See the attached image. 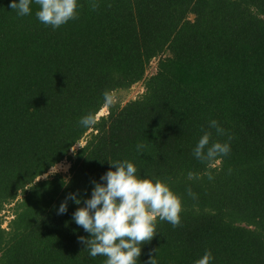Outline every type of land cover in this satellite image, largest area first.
<instances>
[{"label":"trees","instance_id":"trees-1","mask_svg":"<svg viewBox=\"0 0 264 264\" xmlns=\"http://www.w3.org/2000/svg\"><path fill=\"white\" fill-rule=\"evenodd\" d=\"M91 2L54 29L34 2L21 17L0 0V215L12 207V220L0 217V264H104L72 217L117 160L183 203L180 226L158 222L138 264H195L207 250L211 264H264V0ZM138 84L137 99L103 106L105 91ZM206 131L231 148L212 166L193 155ZM64 162L68 174L42 179ZM70 193L81 204L58 214Z\"/></svg>","mask_w":264,"mask_h":264},{"label":"clouds","instance_id":"clouds-1","mask_svg":"<svg viewBox=\"0 0 264 264\" xmlns=\"http://www.w3.org/2000/svg\"><path fill=\"white\" fill-rule=\"evenodd\" d=\"M33 2L39 6L35 15L45 26L56 29L78 18V0H12L10 7L23 17L31 15ZM98 7V3L92 0L91 10ZM103 97L105 108L114 104L109 91H105ZM98 115L88 113L79 123L86 129L91 128L97 124ZM210 127L216 130L217 135L226 134L216 120L210 121ZM211 137V131L204 132L193 149V155L209 166L219 164L220 159L231 151L229 143L217 141L210 145ZM144 147L143 144L137 145L138 151ZM110 164L112 169L100 178L104 183L93 181L95 186L91 198L83 201L84 206L77 208L72 219L90 234V238L82 236L79 240L86 245L91 257H104V264H138L143 245L150 243L158 234V222L166 221L173 228L180 226L182 199L168 183L138 176L136 165L129 160L110 161ZM57 171L52 168L50 174ZM207 175L209 179L213 178L210 171ZM187 178L200 177L189 172ZM188 194L195 198L190 188ZM77 197L78 193H70L60 205L58 214L67 212L68 200L80 205L82 201ZM212 259L211 251L207 250L195 264H211ZM146 264H157L156 255L151 256Z\"/></svg>","mask_w":264,"mask_h":264},{"label":"rangeland","instance_id":"rangeland-1","mask_svg":"<svg viewBox=\"0 0 264 264\" xmlns=\"http://www.w3.org/2000/svg\"><path fill=\"white\" fill-rule=\"evenodd\" d=\"M156 67H157V61H154L152 63V66L151 68L149 69V72H148V76H152L155 72H156ZM144 93V88H143V84H138L136 85L135 87H133L132 90L128 91V92H119V93H116L114 95V100L115 102L117 101H120L122 103V105H125L126 103H128L129 101H132V100H135L137 99L139 96H141L142 94ZM108 114V109H104L101 111V113L99 114V118L102 117V116H106ZM84 142L81 143L80 145H78L77 147H75L73 149V152H75L76 150H78L79 148L83 147L84 146ZM53 169H57L58 171L54 174H50L51 171L45 176L43 177L42 179H46L50 176H53L55 174H68L69 170H70V164H68L67 162H64L60 165H58L57 167L53 168ZM10 208L12 207H9L8 211L1 214V216H6L5 218V222H9L10 220H12V217L10 215ZM7 225L4 224L3 228H6Z\"/></svg>","mask_w":264,"mask_h":264}]
</instances>
